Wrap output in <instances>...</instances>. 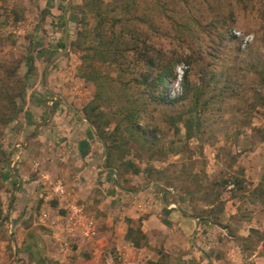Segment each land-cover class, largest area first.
<instances>
[{
  "label": "rangeland",
  "instance_id": "374dc122",
  "mask_svg": "<svg viewBox=\"0 0 264 264\" xmlns=\"http://www.w3.org/2000/svg\"><path fill=\"white\" fill-rule=\"evenodd\" d=\"M79 141L199 222L177 248L136 225V264H264V0H0V263H60L39 215Z\"/></svg>",
  "mask_w": 264,
  "mask_h": 264
},
{
  "label": "crops",
  "instance_id": "0c3cea01",
  "mask_svg": "<svg viewBox=\"0 0 264 264\" xmlns=\"http://www.w3.org/2000/svg\"><path fill=\"white\" fill-rule=\"evenodd\" d=\"M86 141L89 142L88 137ZM82 143L79 141L76 148L70 153L71 161L75 162L69 163L67 166L61 163L64 168L61 173L65 175L63 179L66 183V194L56 198L60 200V205L64 204V211L62 210L64 213H59L56 208L46 207V210L45 206L48 201H45L43 203L44 210L39 215L40 222L46 223L50 227L49 231L43 235L50 247L48 250L50 257L56 255L60 260L59 264H105L104 257L106 256L110 262L112 254L107 257L103 254V250L105 247H116L121 251L124 259L128 260L124 264H136L133 256V258H129V255L137 253L136 250L140 249V245H135L130 237L132 230L138 229L136 225H139L140 231L145 237H148L149 243L158 238H165L164 244L168 247H170L169 245L175 246L176 244L173 242H177V244L179 241L184 244L187 242L185 228H192V226L197 228L199 224L194 216L184 217L181 215L179 207L173 206L177 203L167 199V196L162 192H160V200H158L155 196L156 192H148L151 191L152 185L150 184L139 193L122 188L117 181L116 170L105 168L99 152L94 148H87V144ZM67 157L70 160L69 155ZM61 158L65 159L66 156ZM18 164L20 165V163ZM25 165H22L19 174L22 193L41 196L43 193L39 183L40 177H36V172L32 169L27 173L23 168ZM56 167L58 166L56 165ZM51 189L48 193L54 194ZM141 193L147 196L144 201L138 200V195ZM47 197L45 196L46 199ZM64 198L63 202L61 199ZM77 200H80L82 204L77 203ZM73 204L81 206L85 216L94 220L96 226L94 236L87 237L82 225H70ZM126 217H129L130 220ZM6 225L12 227L14 221L9 219ZM155 227L163 232L158 235ZM174 227L178 230H175ZM131 244L134 246L130 247ZM53 245L56 246L54 248L56 252L51 250ZM177 247L178 245L175 246V248ZM130 248L131 250H129ZM116 249L115 251H117ZM199 252L201 251L199 250ZM137 264L139 263L137 262Z\"/></svg>",
  "mask_w": 264,
  "mask_h": 264
},
{
  "label": "built area",
  "instance_id": "2783aa9c",
  "mask_svg": "<svg viewBox=\"0 0 264 264\" xmlns=\"http://www.w3.org/2000/svg\"><path fill=\"white\" fill-rule=\"evenodd\" d=\"M52 191L56 196H64L66 194V185L63 178L56 179L51 183ZM71 226L82 225L84 233L87 237H92L96 234V226L93 219L85 216L84 211L78 204L71 206Z\"/></svg>",
  "mask_w": 264,
  "mask_h": 264
},
{
  "label": "trees",
  "instance_id": "16d2710c",
  "mask_svg": "<svg viewBox=\"0 0 264 264\" xmlns=\"http://www.w3.org/2000/svg\"><path fill=\"white\" fill-rule=\"evenodd\" d=\"M30 69H31V68H30ZM171 73H172V70H171L170 72H167L165 76H167V77H170V76H171V77H172V74H171ZM162 78H163V77H162ZM162 81L164 82L163 79H162Z\"/></svg>",
  "mask_w": 264,
  "mask_h": 264
}]
</instances>
